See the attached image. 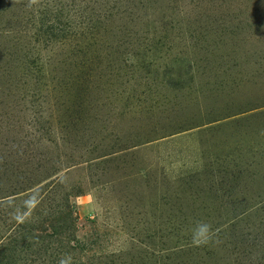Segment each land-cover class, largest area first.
Returning <instances> with one entry per match:
<instances>
[{
	"label": "rangeland",
	"instance_id": "1",
	"mask_svg": "<svg viewBox=\"0 0 264 264\" xmlns=\"http://www.w3.org/2000/svg\"><path fill=\"white\" fill-rule=\"evenodd\" d=\"M0 264H264V0H0Z\"/></svg>",
	"mask_w": 264,
	"mask_h": 264
}]
</instances>
